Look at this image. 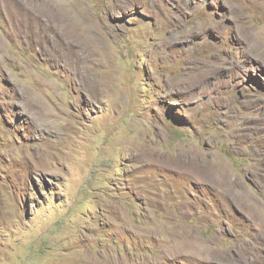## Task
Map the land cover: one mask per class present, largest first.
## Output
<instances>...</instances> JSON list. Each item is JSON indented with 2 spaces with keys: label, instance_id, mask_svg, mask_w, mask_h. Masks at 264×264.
<instances>
[{
  "label": "rangeland",
  "instance_id": "obj_1",
  "mask_svg": "<svg viewBox=\"0 0 264 264\" xmlns=\"http://www.w3.org/2000/svg\"><path fill=\"white\" fill-rule=\"evenodd\" d=\"M0 264H264V0H0Z\"/></svg>",
  "mask_w": 264,
  "mask_h": 264
},
{
  "label": "trees",
  "instance_id": "obj_2",
  "mask_svg": "<svg viewBox=\"0 0 264 264\" xmlns=\"http://www.w3.org/2000/svg\"><path fill=\"white\" fill-rule=\"evenodd\" d=\"M252 184V183H251ZM252 186L254 187V188H256L257 189V187L256 186H254L253 184H252Z\"/></svg>",
  "mask_w": 264,
  "mask_h": 264
}]
</instances>
